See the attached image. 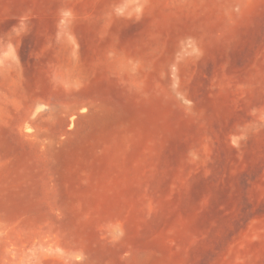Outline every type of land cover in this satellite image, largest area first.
<instances>
[{
    "label": "rangeland",
    "instance_id": "1",
    "mask_svg": "<svg viewBox=\"0 0 264 264\" xmlns=\"http://www.w3.org/2000/svg\"><path fill=\"white\" fill-rule=\"evenodd\" d=\"M0 264H264V0H0Z\"/></svg>",
    "mask_w": 264,
    "mask_h": 264
}]
</instances>
